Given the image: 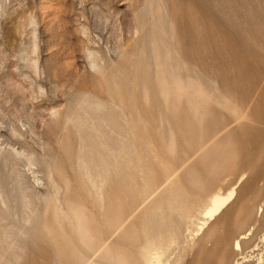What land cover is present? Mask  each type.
Here are the masks:
<instances>
[{
    "label": "rangeland",
    "instance_id": "obj_1",
    "mask_svg": "<svg viewBox=\"0 0 264 264\" xmlns=\"http://www.w3.org/2000/svg\"><path fill=\"white\" fill-rule=\"evenodd\" d=\"M259 259L264 0H0V264Z\"/></svg>",
    "mask_w": 264,
    "mask_h": 264
},
{
    "label": "bare ground",
    "instance_id": "obj_2",
    "mask_svg": "<svg viewBox=\"0 0 264 264\" xmlns=\"http://www.w3.org/2000/svg\"><path fill=\"white\" fill-rule=\"evenodd\" d=\"M233 197V192L229 193L227 197L216 195L212 198L210 206L205 210L206 218H213L218 214L222 208L228 203V201ZM244 238V235L241 236ZM261 242V241H260ZM236 249H240V239L236 241ZM245 260V259H244ZM263 260L259 259L258 264H262Z\"/></svg>",
    "mask_w": 264,
    "mask_h": 264
}]
</instances>
